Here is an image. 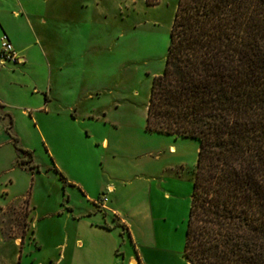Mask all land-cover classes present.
Returning a JSON list of instances; mask_svg holds the SVG:
<instances>
[{
	"label": "rangeland",
	"instance_id": "rangeland-1",
	"mask_svg": "<svg viewBox=\"0 0 264 264\" xmlns=\"http://www.w3.org/2000/svg\"><path fill=\"white\" fill-rule=\"evenodd\" d=\"M177 1L0 0V51L4 28L25 58L4 61L0 93L17 116L14 193L28 190L7 206L0 198V264L55 263L52 232L66 223L71 230L73 219L49 213L83 206L82 187L102 195L124 183L129 197L149 180L160 185L153 199L178 223L159 229L169 241L164 264H190L183 245L198 142L145 129Z\"/></svg>",
	"mask_w": 264,
	"mask_h": 264
},
{
	"label": "trees",
	"instance_id": "trees-1",
	"mask_svg": "<svg viewBox=\"0 0 264 264\" xmlns=\"http://www.w3.org/2000/svg\"><path fill=\"white\" fill-rule=\"evenodd\" d=\"M145 129L198 142L186 260L264 264V0L177 1Z\"/></svg>",
	"mask_w": 264,
	"mask_h": 264
},
{
	"label": "crops",
	"instance_id": "crops-1",
	"mask_svg": "<svg viewBox=\"0 0 264 264\" xmlns=\"http://www.w3.org/2000/svg\"><path fill=\"white\" fill-rule=\"evenodd\" d=\"M4 33L11 41V34L8 35L3 28ZM24 60V57H19L17 61ZM2 65L4 62L0 60V71ZM14 108L9 97L0 93V198L3 206L25 199L28 194V190L20 195L14 193L16 179L13 171L18 165L15 137L19 135L13 125L17 121ZM40 109L38 107L37 110ZM19 113L30 123L37 120L26 109H20ZM125 185L106 187L103 205L96 200L104 191L91 195L82 187L86 193L83 206L76 207L67 202L63 210L49 213L56 216L64 214L65 222L73 219L71 230L67 229L66 223L62 231L52 232L58 239L56 245L59 250L53 264H129L134 258L142 264H164L169 241L159 233V229L167 230L171 224L176 227L178 223H171L160 203L153 199L160 185L154 186L149 180L133 189L129 197L126 196ZM162 198L167 202L172 200L168 194H163ZM171 204L168 202L170 209Z\"/></svg>",
	"mask_w": 264,
	"mask_h": 264
},
{
	"label": "built area",
	"instance_id": "built-area-1",
	"mask_svg": "<svg viewBox=\"0 0 264 264\" xmlns=\"http://www.w3.org/2000/svg\"><path fill=\"white\" fill-rule=\"evenodd\" d=\"M0 57L3 62L4 61L16 62L18 60L17 53L15 52L9 37L5 33L1 36ZM105 198L106 196L103 193L98 198L99 202H96V203L103 205ZM129 264H142V263L140 262L138 258H134L132 261L129 262Z\"/></svg>",
	"mask_w": 264,
	"mask_h": 264
},
{
	"label": "bare ground",
	"instance_id": "bare-ground-1",
	"mask_svg": "<svg viewBox=\"0 0 264 264\" xmlns=\"http://www.w3.org/2000/svg\"><path fill=\"white\" fill-rule=\"evenodd\" d=\"M190 263V262H189Z\"/></svg>",
	"mask_w": 264,
	"mask_h": 264
}]
</instances>
